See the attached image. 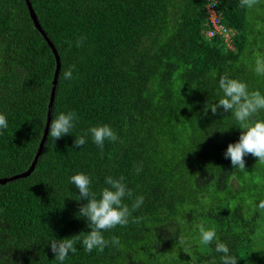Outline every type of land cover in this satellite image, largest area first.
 <instances>
[{
    "label": "trees",
    "instance_id": "1",
    "mask_svg": "<svg viewBox=\"0 0 264 264\" xmlns=\"http://www.w3.org/2000/svg\"><path fill=\"white\" fill-rule=\"evenodd\" d=\"M206 1L31 0L61 58L52 118L74 111L78 119L71 134L48 135L31 176L0 185V264H58L50 242L91 231L78 216L87 200L78 201L70 183L79 173L90 177L97 198L107 176H123L133 193L123 202L131 207L144 197L132 213L142 219L103 233L118 237L119 247L86 253L78 241L63 264H221L215 242L199 243L201 222L238 264H264V164L249 154L245 169L233 168L224 154L243 130L230 112L207 107L223 97L221 76L252 89L241 63L247 9L219 0L232 31L228 45L207 37ZM56 65L25 0H0V114L8 121L0 130V178L28 171L35 159ZM73 65V78L63 80ZM253 119L264 120V110ZM105 124L118 142L106 140L101 153L89 133L74 147L77 136Z\"/></svg>",
    "mask_w": 264,
    "mask_h": 264
},
{
    "label": "clouds",
    "instance_id": "2",
    "mask_svg": "<svg viewBox=\"0 0 264 264\" xmlns=\"http://www.w3.org/2000/svg\"><path fill=\"white\" fill-rule=\"evenodd\" d=\"M258 3V0H239V6L244 8H252ZM81 37L76 41V46L81 47L83 40ZM69 47L72 46L71 42ZM75 66H71L67 70L61 72L63 80H71L73 78V70ZM255 72L258 75H264V55H258L255 60ZM219 89L223 92V97L218 103L207 105L208 109L216 114L219 109L224 112H230L233 118L239 123L242 134L239 142L229 144L225 152V158L231 160L233 168L245 169L246 155L251 154L258 158V163L264 164V120L253 119L260 111L264 110V95L260 91H249L246 83L237 79L229 78L227 75L221 76L219 79ZM78 119L77 113L70 111L60 113L51 120L49 139L57 140L66 135L71 134L75 127V121ZM8 128V121L4 114H0V130ZM91 134L92 141L103 152L105 141L118 142L119 136L107 124L102 126H94L88 129V133L77 136L74 147L82 148L86 143L88 134ZM0 134H3L0 131ZM142 171L141 167L136 168V173ZM123 176L114 178L107 176L104 183L107 187L103 188L97 198V194L91 189V179L89 176L79 173L70 178V183L75 185L79 191V200H87V203L80 207L78 216L88 221V233H81L72 238L62 240L54 239L50 242L51 251L55 254V261L63 264L69 253H77L76 243L79 241L83 245L86 253L97 250L103 253L105 248L109 246L119 247V238L113 236L111 240L105 239L103 233L105 231L116 228L117 226H127L130 222L138 223L142 217H133L132 213L138 210L144 203V197L138 196L133 200L131 207L124 203V198L133 196L132 190L127 187ZM258 209L264 211V200L258 204ZM198 227L199 243L208 246L215 242V252L222 254L220 256L221 264H238V257L230 253V249L226 243L221 242L217 238L215 228H206L201 222ZM81 236L83 239L81 240ZM179 243L184 244L183 237L179 238ZM211 264H216L215 259Z\"/></svg>",
    "mask_w": 264,
    "mask_h": 264
},
{
    "label": "rangeland",
    "instance_id": "3",
    "mask_svg": "<svg viewBox=\"0 0 264 264\" xmlns=\"http://www.w3.org/2000/svg\"><path fill=\"white\" fill-rule=\"evenodd\" d=\"M247 38L248 47L246 54L243 56L241 63L246 69V73L252 75V87L249 91H260L264 95V75H258L255 72V60L258 55H264V0H258V3L252 7L247 8ZM261 78L255 83L256 77ZM255 84V85H254Z\"/></svg>",
    "mask_w": 264,
    "mask_h": 264
},
{
    "label": "water",
    "instance_id": "4",
    "mask_svg": "<svg viewBox=\"0 0 264 264\" xmlns=\"http://www.w3.org/2000/svg\"><path fill=\"white\" fill-rule=\"evenodd\" d=\"M25 2H26V5L28 7V10H29V13H30V16H31V19L34 23L35 28L39 31V33L42 35V37L45 39V41L47 42V44L49 45V47L53 51L55 58H56V64L57 65H56V71H55V76H54V81H53V89H52L51 100H50V105H49L47 124H46V128H45L44 135H43L42 141L40 143L38 152L35 156V159H34L32 165L28 171L23 172L21 174H17V175L12 176V177L0 178V185H2V186L7 185L10 182H14L17 180L28 178L35 171V168L38 164V161L44 152L45 144H46V141H47V138L49 135L50 124H51V120H52L53 105H54L55 96H56V89H57L60 71H61V66H62L60 55H59L54 43L49 39L46 31L43 29L41 23L39 22L38 16H37L36 11H35L32 3H31V0H25Z\"/></svg>",
    "mask_w": 264,
    "mask_h": 264
},
{
    "label": "built area",
    "instance_id": "5",
    "mask_svg": "<svg viewBox=\"0 0 264 264\" xmlns=\"http://www.w3.org/2000/svg\"><path fill=\"white\" fill-rule=\"evenodd\" d=\"M219 0H207L205 5V12L208 21V39H212L215 36H222L226 43H231L232 31L222 24V17L218 13Z\"/></svg>",
    "mask_w": 264,
    "mask_h": 264
}]
</instances>
